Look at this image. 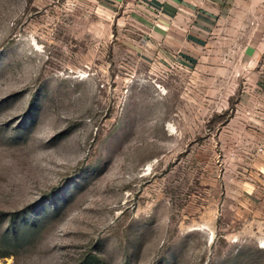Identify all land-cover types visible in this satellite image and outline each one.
Returning <instances> with one entry per match:
<instances>
[{
	"label": "rangeland",
	"instance_id": "obj_1",
	"mask_svg": "<svg viewBox=\"0 0 264 264\" xmlns=\"http://www.w3.org/2000/svg\"><path fill=\"white\" fill-rule=\"evenodd\" d=\"M112 11L0 0V264H264L240 43L171 66Z\"/></svg>",
	"mask_w": 264,
	"mask_h": 264
},
{
	"label": "crops",
	"instance_id": "obj_2",
	"mask_svg": "<svg viewBox=\"0 0 264 264\" xmlns=\"http://www.w3.org/2000/svg\"><path fill=\"white\" fill-rule=\"evenodd\" d=\"M91 1L128 15L143 31L149 58L168 62L179 53L186 67L206 56L213 64L217 57L225 63L240 43L237 66L246 84L240 101L264 115V0Z\"/></svg>",
	"mask_w": 264,
	"mask_h": 264
},
{
	"label": "built area",
	"instance_id": "obj_3",
	"mask_svg": "<svg viewBox=\"0 0 264 264\" xmlns=\"http://www.w3.org/2000/svg\"><path fill=\"white\" fill-rule=\"evenodd\" d=\"M164 59L166 58L164 57ZM170 59L171 60L168 62H166L167 60L165 61L167 65L182 67L185 64L179 53H174L173 55H170Z\"/></svg>",
	"mask_w": 264,
	"mask_h": 264
}]
</instances>
